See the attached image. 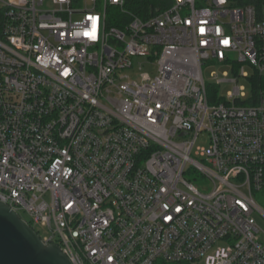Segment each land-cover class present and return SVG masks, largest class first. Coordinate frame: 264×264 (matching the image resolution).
Wrapping results in <instances>:
<instances>
[{"label":"built area","instance_id":"1","mask_svg":"<svg viewBox=\"0 0 264 264\" xmlns=\"http://www.w3.org/2000/svg\"><path fill=\"white\" fill-rule=\"evenodd\" d=\"M154 1L0 0V201L72 264H264V0Z\"/></svg>","mask_w":264,"mask_h":264},{"label":"water","instance_id":"2","mask_svg":"<svg viewBox=\"0 0 264 264\" xmlns=\"http://www.w3.org/2000/svg\"><path fill=\"white\" fill-rule=\"evenodd\" d=\"M0 264H72L61 248L45 244L33 227L0 201Z\"/></svg>","mask_w":264,"mask_h":264},{"label":"rangeland","instance_id":"3","mask_svg":"<svg viewBox=\"0 0 264 264\" xmlns=\"http://www.w3.org/2000/svg\"><path fill=\"white\" fill-rule=\"evenodd\" d=\"M146 71H149L153 74V69H149L146 67ZM246 71L249 74V78L253 75V70L249 67H246ZM233 73V67L231 65H207L204 68L205 79L208 83L213 84L215 82V78H231ZM226 74V76H224ZM246 77H242L239 79L238 84L244 88L245 97L244 100L248 101L252 97V84L251 80ZM233 87L232 83L224 82L221 84L219 88L220 96H226L227 92L231 90ZM207 145V135L202 134L196 141V146ZM187 178L193 177V174L186 176ZM256 200L264 207V192H259L255 195ZM22 218L24 220H29V217L26 213H21ZM35 230L38 232L39 236L45 238L49 235V232L45 226L40 224L35 225ZM157 264H204L203 261L200 262H161L159 261Z\"/></svg>","mask_w":264,"mask_h":264},{"label":"trees","instance_id":"4","mask_svg":"<svg viewBox=\"0 0 264 264\" xmlns=\"http://www.w3.org/2000/svg\"><path fill=\"white\" fill-rule=\"evenodd\" d=\"M240 3H256L257 0H239ZM155 4L154 0H124L125 10L138 15L141 18H145L148 15V9L151 5ZM128 17L123 14L121 10L112 9L110 11V25L121 27V25L127 22ZM252 84V97L250 102H255L259 93L264 90V76L253 74L251 78ZM249 101V100H248Z\"/></svg>","mask_w":264,"mask_h":264}]
</instances>
